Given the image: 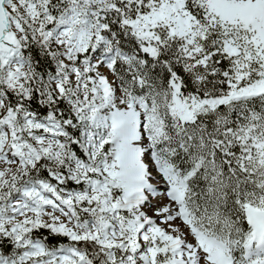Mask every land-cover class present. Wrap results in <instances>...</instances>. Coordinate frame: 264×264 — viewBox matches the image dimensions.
Returning a JSON list of instances; mask_svg holds the SVG:
<instances>
[{"label":"snow or ice","instance_id":"6c2138e0","mask_svg":"<svg viewBox=\"0 0 264 264\" xmlns=\"http://www.w3.org/2000/svg\"><path fill=\"white\" fill-rule=\"evenodd\" d=\"M0 264H264V0H0Z\"/></svg>","mask_w":264,"mask_h":264}]
</instances>
